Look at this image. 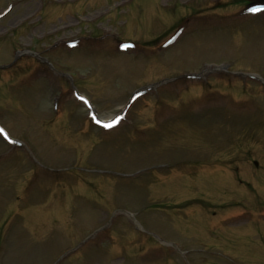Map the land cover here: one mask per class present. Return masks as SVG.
<instances>
[{
  "label": "rangeland",
  "instance_id": "rangeland-1",
  "mask_svg": "<svg viewBox=\"0 0 264 264\" xmlns=\"http://www.w3.org/2000/svg\"><path fill=\"white\" fill-rule=\"evenodd\" d=\"M248 1L0 0V264H264Z\"/></svg>",
  "mask_w": 264,
  "mask_h": 264
},
{
  "label": "flooded vegetation",
  "instance_id": "flooded-vegetation-1",
  "mask_svg": "<svg viewBox=\"0 0 264 264\" xmlns=\"http://www.w3.org/2000/svg\"><path fill=\"white\" fill-rule=\"evenodd\" d=\"M251 3H253V2H251ZM255 3H258L260 5V3L257 0H256ZM197 212H198V210H197ZM206 222H207V224L211 223L209 220H207ZM215 222L217 223V225L214 224L215 225V230L218 231L219 234H222L224 232H228V230H231L232 225H230V224H226L225 225L224 224V222H225L224 218L215 219ZM251 224H254V222L251 223ZM259 225H262V223H260ZM233 226L238 227L239 225L237 224V225H233ZM250 237H252V235H250Z\"/></svg>",
  "mask_w": 264,
  "mask_h": 264
},
{
  "label": "bare ground",
  "instance_id": "bare-ground-1",
  "mask_svg": "<svg viewBox=\"0 0 264 264\" xmlns=\"http://www.w3.org/2000/svg\"><path fill=\"white\" fill-rule=\"evenodd\" d=\"M264 227V226H263ZM240 231H243L242 229ZM241 233H244V232H241Z\"/></svg>",
  "mask_w": 264,
  "mask_h": 264
},
{
  "label": "water",
  "instance_id": "water-1",
  "mask_svg": "<svg viewBox=\"0 0 264 264\" xmlns=\"http://www.w3.org/2000/svg\"><path fill=\"white\" fill-rule=\"evenodd\" d=\"M260 1L264 3V0H260Z\"/></svg>",
  "mask_w": 264,
  "mask_h": 264
},
{
  "label": "snow or ice",
  "instance_id": "snow-or-ice-1",
  "mask_svg": "<svg viewBox=\"0 0 264 264\" xmlns=\"http://www.w3.org/2000/svg\"><path fill=\"white\" fill-rule=\"evenodd\" d=\"M106 126H110V125H106ZM0 131H2V130H0Z\"/></svg>",
  "mask_w": 264,
  "mask_h": 264
}]
</instances>
